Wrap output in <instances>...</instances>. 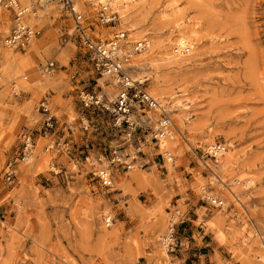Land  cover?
<instances>
[{"label":"rangeland","instance_id":"374dc122","mask_svg":"<svg viewBox=\"0 0 264 264\" xmlns=\"http://www.w3.org/2000/svg\"><path fill=\"white\" fill-rule=\"evenodd\" d=\"M17 1L38 34L22 49L6 46L10 11L0 7V264H177V226L189 212L175 202L174 187L190 188L204 211L194 224L201 223L225 246L214 264H264L258 237L264 236V0H136L126 10L134 30L113 9V21L102 24L100 4L72 0L81 8V26L93 46L82 39L67 6ZM175 13L195 31L180 68L151 61L157 42L173 51L165 21ZM115 34H121L116 44L141 36L150 44L132 56L125 50L118 60L134 85L160 104L133 98L128 115L138 122L132 125L127 116L119 121L116 112L83 107L80 98L82 91L94 92L112 105L120 91L134 92L133 83L114 89L104 79L110 61L94 46H105ZM47 61L54 62L52 71L40 68ZM110 89L114 100L107 95ZM44 95L57 122L49 135L38 131ZM163 128L172 132L166 138L172 142L170 163L156 143ZM24 130L35 137L34 151L29 163H19L18 180L8 182L4 166ZM60 135L67 148L45 152ZM217 142L233 157L222 169L212 167L215 156L207 149ZM114 151L123 162L111 165V185L103 187L91 171L105 166ZM87 155L92 167L84 161ZM211 169L222 182L212 181ZM183 171L185 178L178 176ZM210 197L220 198L222 206ZM192 260L188 264H205L198 256Z\"/></svg>","mask_w":264,"mask_h":264},{"label":"built area","instance_id":"2783aa9c","mask_svg":"<svg viewBox=\"0 0 264 264\" xmlns=\"http://www.w3.org/2000/svg\"><path fill=\"white\" fill-rule=\"evenodd\" d=\"M45 2L49 1H57L58 3L63 4L64 6H67L69 11L72 14V18L75 22V28L77 31H79L82 39H84V42L88 44V46H93L89 38L85 35L84 30L81 26V15L76 13L71 9V3L72 0H42ZM0 7L10 11V20H9V28L8 32L4 36V44L8 47H12L13 49H22L26 47L30 40L38 34V30H35L31 28L30 25H28L24 21V12L26 10L25 7H23L17 0H0ZM114 19V16L111 15V12L106 11L105 8H103L99 15L98 20L102 24H107L112 22ZM121 34H115L113 37V40H110L108 42L109 46H114L116 43V38L120 36ZM102 47L101 44H98L94 46L100 54V48ZM188 51L187 48L184 49V52ZM103 57V56H102ZM105 58V57H104ZM109 61V60H108ZM107 69L111 68H119L118 65L113 63L111 65V61L107 62ZM54 67L53 61H47L44 65H42L40 68L44 71H52ZM117 69V70H118ZM130 88L132 87L134 89V92L131 96H129L127 89L122 90L121 93H119L116 101H114L111 105L106 104L104 100L102 99L101 94H97L94 92H81L80 98L82 102L83 107H94L97 109H104L108 110L109 112H116L119 114L120 118L119 121L123 118V120H126V116H128V113L130 111L131 107V101L133 98H136L138 102L146 103L149 106H155L157 104L156 100L149 95L144 89H142L137 84L129 85ZM39 111L42 115V119L40 122V127L38 131L40 133H44V135L51 134L56 128H57V122H56V116L54 113L51 112V107L49 105V97L47 95H44L41 97L38 103ZM168 123V120H163V126ZM83 128H86L83 126ZM162 132V131H161ZM19 145L15 152V156L12 157L10 160H8L4 166V177L5 180L8 182L11 181H17L19 177V163L25 162L30 156H32L34 151V144H35V137L32 133V131L24 130L20 133L19 137ZM68 143L66 142L64 135L58 136L56 139H54L52 142L46 144L44 147L45 150H56L61 151L62 149L67 148ZM212 152L215 151L221 152L223 151L224 145L222 143H214L213 147H211ZM211 151L209 153L212 156H215L212 154ZM84 161H87L89 165L92 167L94 165V162L91 160V158L87 155L84 157ZM107 164L105 166H101L97 169H94L91 171V175L93 177L97 178L98 183L103 187H109L111 185V165L113 164H121L122 157L120 153L117 151H114L112 156L110 154V157L107 158ZM127 167H131V165L127 164ZM55 172V171H54ZM170 249V248H169Z\"/></svg>","mask_w":264,"mask_h":264},{"label":"bare ground","instance_id":"6f19581e","mask_svg":"<svg viewBox=\"0 0 264 264\" xmlns=\"http://www.w3.org/2000/svg\"><path fill=\"white\" fill-rule=\"evenodd\" d=\"M24 1H26L28 3V5L31 4V0H24ZM135 1L136 0H90L91 4L93 6H99V4H100L102 9L103 8H105V9L108 8L110 10L113 9L114 11H116L118 13L119 17L121 18V21L123 22L124 26H127L126 28L128 30H134L135 29V27H134L135 24H130V23L128 24L129 21H127V20H129V19H127L128 17H126V10L128 8H130L131 6H133ZM37 2H38V4H41L42 6H44V5L49 3L48 1L45 2V1H42V0H38ZM70 5H71V9L73 11H75L76 13H79L81 11V8L79 7V5L75 1L73 3H71ZM114 11L111 10V14H113ZM175 14L176 15H173L169 20L168 19L166 21L164 20L166 24H169V26L171 25V27L169 28L168 34L167 35L165 34V35L167 36V39L169 41L172 42L171 39H173L174 47L171 48L173 51L169 50L168 48L160 49L161 46L157 42L153 46V48H152L153 50H151V51H153V54L156 55L154 58H151V61L153 62L155 60L156 61H159V60L162 61L163 60V61H165V64L167 63V65L170 64V65H174V66H177V67L180 68L181 64L185 61L184 58H183L184 56H186V54H183L184 49L187 48L188 51H189V46L187 45V42L189 41V39L191 38L192 35H195L194 34L195 31L192 30L191 28H189L188 26L184 25V22H181L182 18H181V16H179V14H177V13H175ZM164 26H166V25H164ZM159 27L161 28L160 24H159ZM158 34H160V33H158ZM139 38H141V40H138V41H133V39L126 38V39L123 40V43H121V44H116L115 43L114 46H109V44H105V46H102L100 48V54H99L100 56L105 57V59L107 61L108 60L111 61V65H113V63H115L116 65L119 66V68H121V69L111 68V69L105 70V75H104L105 78L104 79L105 80L108 79L109 82L114 87V89L115 88H123L125 85L132 84L133 81H134L133 77H130V76H128L125 73V71L123 70L124 66L121 65L118 60L123 58V54H124L125 50L128 52L127 54H130L132 56L134 54V52L139 51V52L142 53L143 49H145L146 47L150 46L149 41L147 40V38L145 36H141ZM158 41L160 42V40H158ZM132 42H136V43L132 45L131 44ZM6 50H4L2 52V56H4V57H7L10 54V52H8ZM142 78L141 79L139 78V79L142 80ZM108 88H109V86H108ZM121 92L122 91H120V93ZM158 94H161V93H158ZM107 95H108L109 99H113V98L115 99V97H116L115 96V92L112 91L111 89L109 91H107ZM49 105H50V102H49ZM157 106L160 107V104H157ZM50 107H51V105H50ZM51 112L53 113L52 108H51ZM131 116H132V119H131ZM133 117H135L134 114H129L127 116V120L129 121V125H132L134 122H138V121L133 120ZM177 119H178V122L181 123L182 118L178 117ZM170 122H171V120H170ZM161 123H163V120H161ZM158 136L159 137H158L156 143L157 144L159 143V147L162 150V153L163 154L164 153L167 154L168 150H170V151L172 150V142H169L168 140H166V138H170V137L172 138V132H171V130L164 129L162 132H158ZM211 147H213V144H210L207 149H208V151L212 152ZM224 148L225 149L223 151L226 150V146L225 145H224ZM44 151L45 152L46 151L49 152L48 150H45V149H44ZM223 151H221V152L215 151L214 153L212 152V154L215 155V159L211 162V163H214L213 166H212L213 168L222 169L223 167L231 165V161L233 160L232 159L233 158L232 154H231V156H229V155L225 154V152H223ZM30 157L24 163H29V161L31 159ZM166 159L168 160V163H170L171 160H172V158L168 154L166 155ZM171 166L172 165H169V168H171ZM211 171H212V173L214 175V177L212 178V181L213 182H215V181L222 182L220 180V178L216 175V173L212 169H211ZM134 172H135V170H134ZM134 172L132 174L136 175L137 172L136 173H134ZM133 177H134V175H133ZM245 183H249V182L246 181ZM226 189H227L228 193L231 194L233 197L236 196L234 188L226 187ZM262 198H264V197H262ZM210 200L212 202L220 204L222 206L223 201L220 198H218V197H210ZM262 217H264V216H262ZM163 219H165V217ZM104 223H105L106 226H109L112 223V221L110 220V217L108 215L105 216ZM164 223H162V226L165 225ZM172 226H173V224L169 223V225L166 226V228H167L166 231L164 232V238H163V240H164V243H163L164 244V247H163L164 251H163V253L164 254H166L165 251H166V247L168 245V241L171 240L169 232H170V230L173 229ZM259 231H260V228H259ZM258 237L260 238L261 243L264 244V236H262L259 233ZM169 245H171V243H169ZM170 249H171V247H170Z\"/></svg>","mask_w":264,"mask_h":264},{"label":"crops","instance_id":"0c3cea01","mask_svg":"<svg viewBox=\"0 0 264 264\" xmlns=\"http://www.w3.org/2000/svg\"><path fill=\"white\" fill-rule=\"evenodd\" d=\"M73 132V131H72ZM68 132V135L72 133ZM188 173L184 172L178 175L179 177L185 178ZM183 189L180 193L179 189ZM173 190L176 192L174 200L177 204L184 203L189 214L186 219L181 221L180 225L177 226V240L178 249L175 253L177 258V264H188L193 262L196 256L200 257L205 264L208 262L215 263V259H221L222 253L225 251L223 243L215 241L211 233L204 232V226L194 224L198 215L204 213L202 211V205L199 204L195 199L192 200L191 190L189 187H174ZM189 196V199L184 200L183 197ZM182 250V251H181Z\"/></svg>","mask_w":264,"mask_h":264}]
</instances>
